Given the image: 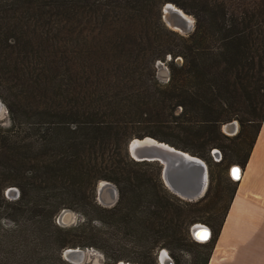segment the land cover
<instances>
[{"label": "trees", "instance_id": "1", "mask_svg": "<svg viewBox=\"0 0 264 264\" xmlns=\"http://www.w3.org/2000/svg\"><path fill=\"white\" fill-rule=\"evenodd\" d=\"M166 2L194 17L189 34L163 22ZM0 99L10 120L0 123V217L28 224L30 236L9 238L12 264H73L61 252L78 246L101 249L102 264H157L166 247L184 264L174 251L191 243L190 264H207L237 185L228 169L244 166L264 118V0H0ZM233 118L240 130L229 137L221 127ZM143 136L207 160L205 194L181 199L158 162L130 158L127 142ZM215 148L224 152L216 177ZM103 180L118 190L110 207L96 201ZM64 208L85 216L93 240L66 239L77 226L54 221ZM194 223L210 227L208 240L192 238ZM119 227L142 258L113 251Z\"/></svg>", "mask_w": 264, "mask_h": 264}, {"label": "water", "instance_id": "2", "mask_svg": "<svg viewBox=\"0 0 264 264\" xmlns=\"http://www.w3.org/2000/svg\"><path fill=\"white\" fill-rule=\"evenodd\" d=\"M171 2H166L161 8V17L163 22L170 28L179 27L182 29V32L179 33L183 35L189 34L194 28V18L192 17V24L187 26L186 19L175 10H172L169 7ZM173 4V3H171ZM175 5V4H174ZM179 8V7H178ZM181 9V8H179ZM182 10V9H181ZM183 11V10H182ZM175 30V29H173ZM0 105L4 106L3 102L0 100ZM237 124L236 121L229 122V124ZM223 132L225 131L223 129ZM237 129L233 131L232 134L236 133ZM126 151L130 158L136 161H156L159 163L161 170V178L164 185L169 189L170 192L175 194L176 196L180 197L181 199L194 201L201 198L207 189L208 180H209V173H208V165L206 162L196 156L192 155L191 153L176 148L173 145H170L167 142L159 141L151 136H143L141 138L134 137L131 138L126 145ZM215 155L216 157L220 156V152L218 149L215 148ZM235 168H241L238 164H233L230 169L229 173L232 179L237 180L238 178L233 177L232 171ZM107 183L111 184V194L114 197L113 202L109 205H113L117 198H118V190L117 187L106 180ZM101 189L100 187L96 186V199L99 201V194ZM17 195L18 189L16 187H9L6 190V195L8 194ZM100 202V201H99ZM65 210V209H64ZM61 211L58 218L61 222L67 221V219L62 220L61 214L64 212ZM68 211V210H67ZM204 231L207 234L206 238H203V241H206L209 238L210 234V227L203 223H194L190 227V234L192 238H195V231ZM202 239V238H200ZM199 241V240H198ZM201 241V240H200ZM79 250V252L77 251ZM88 249L76 248V249H65L62 251V257L70 263L79 264L84 256L85 252ZM167 251V250H166ZM161 250L157 254L158 264H162L160 262L159 254ZM167 259L165 261L166 264H174L173 260L169 256L167 252ZM139 264L136 262H129V261H119L118 264Z\"/></svg>", "mask_w": 264, "mask_h": 264}, {"label": "crops", "instance_id": "3", "mask_svg": "<svg viewBox=\"0 0 264 264\" xmlns=\"http://www.w3.org/2000/svg\"><path fill=\"white\" fill-rule=\"evenodd\" d=\"M207 264H264V118Z\"/></svg>", "mask_w": 264, "mask_h": 264}, {"label": "rangeland", "instance_id": "4", "mask_svg": "<svg viewBox=\"0 0 264 264\" xmlns=\"http://www.w3.org/2000/svg\"><path fill=\"white\" fill-rule=\"evenodd\" d=\"M185 13H187V12H185ZM187 14L191 15L189 13H187ZM176 30H178V29H176ZM178 31H180V30H178ZM176 61L178 63H180V59L176 58ZM154 68H155V75H156L157 79L162 83L167 82L169 79V68L167 66L166 61L158 60L155 63ZM239 116L245 117L246 114L245 113H243V114L239 113ZM234 121L237 122L236 133H238L240 130V123H239L237 118H233L230 121H228L227 123L229 124V122H234ZM0 123L2 125H5V126H8L10 123L5 105L0 110ZM221 130H222V127H221ZM224 133L226 135H228L229 137H232L236 134V133L228 134L225 131H224ZM254 133H255V127L253 125L247 127V142L244 143V145H243V151L247 150L248 142L254 136ZM219 149L221 151V152L219 151L220 155H221V153L223 154L224 153L223 149L222 148H219ZM217 159H218V157H216L215 155H212V158L209 156V159H208V160H210V163H211L212 172L215 173L214 177H216V175H217V166L214 165V163H215L214 161H218ZM204 161L208 165V161L207 160H204ZM229 169H228V176L231 178L230 173H229ZM103 181H105V180H103ZM100 182H98V184L96 186L99 187ZM216 185H217V179L214 178L213 184L211 185L212 186V190H211L212 196L215 192ZM4 194H6V191ZM6 196L8 198H11V199L16 198V195H13L12 193L8 194ZM228 196H229V192H225L224 200L221 203V205H224L226 203V200H228ZM96 201H97V203H99L102 206L110 207V206H106V205L100 203L97 199H96ZM113 205H111V206H113ZM64 209L68 210V212L70 213V216L69 215H67V216H69L70 218H68L67 221H65V222H61L59 220L58 216L61 213V211ZM64 209H62L59 212V214L56 215V217L54 218V221L57 224H59L60 226H77V229L75 231H73L70 235H68L66 239H68L69 241H72V242H77V243H86V242L93 240L94 239L93 232H92L93 226L91 223H89L85 219V216L77 210H74L71 208H64ZM219 212L220 213H218V214H221L220 210H219ZM15 225H17V223L15 221L11 220L10 218H7L5 216L0 217V264H3V263L12 264V262L19 259V257L16 256L14 254V252H12L11 249L8 248L10 246L8 244V242L10 240L9 238L13 239L14 234H15L17 239L22 240V242L27 241V239L30 240L29 239V237H30L29 232L27 230H25L26 228H28V224H23L22 227L19 225L17 228H15ZM97 225L99 226V228H97L96 226H94V227L97 228L100 232H102L104 234H107L109 231L113 230V228L111 226H109V224L102 223L101 225H99V223H97ZM119 226H121V225H119ZM15 229L18 230V231H16V233H15ZM117 230H118V232H117V244L113 246L116 250L113 249V251H116L117 253L122 254L123 256H126V257H141L142 254H141L138 246L136 245L137 242L134 239H131V238L125 236L121 231L122 230L121 227H119V229L117 228ZM7 244H8V246H7ZM77 248L86 249V248L81 247V246H78ZM87 249H89V250H87L88 254H86L84 256L83 260L79 264H84V263L102 264V263H104V261L106 260L105 252H103L101 249H98L95 247H90ZM162 249L167 250L169 256L171 257V249H168L166 247L157 249V254ZM174 252H175V254H178L180 256V258L184 261V264H190L191 260L193 258V252L194 253L196 252V247L193 245V243H191V244L187 245L186 248H182L181 250H176ZM157 254H156V258H155L156 261L158 260ZM61 256H62V252H61ZM171 259L173 260L172 257H171ZM120 261H125V259L120 260ZM118 262H117V264H118ZM173 263H174V260H173ZM45 264H51V263H45ZM157 264H158V261H157Z\"/></svg>", "mask_w": 264, "mask_h": 264}, {"label": "bare ground", "instance_id": "5", "mask_svg": "<svg viewBox=\"0 0 264 264\" xmlns=\"http://www.w3.org/2000/svg\"><path fill=\"white\" fill-rule=\"evenodd\" d=\"M169 7L172 9V10H175V11H178L185 19H186V21L188 22L187 23V26H188V24L189 25H191L192 24V17L190 16V15H188L187 13H185L184 11H182L181 9H179L176 5H174V4H169ZM173 29H178V30H180V32H182V29L181 28H179V27H173ZM178 30H176V31H178ZM179 32V31H178ZM1 104V103H0ZM3 108V106L2 105H0V110ZM3 112V111H2ZM224 128V130H225V132H227L228 134H232L233 133V131H235L236 129H237V124L235 123V124H227V125H225V126H223ZM234 170H237L236 171V173L234 174ZM233 171H232V175H233V177H235V178H239L240 177V175H241V168H235ZM234 180V179H233ZM99 187H100V189H101V191L102 192H100V194H99V201H100V203H102V204H104V205H106V206H109L112 202H113V200H114V197H113V195L111 194V187H112V185L111 184H109V183H107L106 181H102L100 184H99ZM67 215H69L70 216V213L67 211V210H64V212L61 214V219L62 220H64V219H68V218H70L69 216H67ZM67 223V222H66ZM62 224V223H61ZM64 225V224H63ZM195 235V238H199V239H195L196 241H198V242H202L203 241V239H200V237H201V235L202 234H204V231H200V230H198V231H195V233H194ZM210 236H211V230H210V234H209V238H210ZM208 238V239H209ZM207 239V240H208ZM201 240V241H200ZM68 249H76V248H68ZM89 250V249H88ZM78 252H79V250H77ZM88 251H86L84 254L86 255V254H88L87 253ZM159 260H160V262H162V264H166L165 263V261H166V259L168 258L167 257V251L165 250V249H162L161 250V252H160V254H159ZM124 264H125V262H123Z\"/></svg>", "mask_w": 264, "mask_h": 264}, {"label": "snow or ice", "instance_id": "6", "mask_svg": "<svg viewBox=\"0 0 264 264\" xmlns=\"http://www.w3.org/2000/svg\"><path fill=\"white\" fill-rule=\"evenodd\" d=\"M236 171H237V170H234V174L236 173ZM206 236H207V234H206V233H204V234H202V235H201V237H200V238H202V239H203V238H206Z\"/></svg>", "mask_w": 264, "mask_h": 264}, {"label": "built area", "instance_id": "7", "mask_svg": "<svg viewBox=\"0 0 264 264\" xmlns=\"http://www.w3.org/2000/svg\"><path fill=\"white\" fill-rule=\"evenodd\" d=\"M214 151H215V149L212 150V155H215V152H214ZM215 156H216V155H215ZM220 158H221V155L218 157L217 160H219ZM17 196H18V195H17Z\"/></svg>", "mask_w": 264, "mask_h": 264}]
</instances>
